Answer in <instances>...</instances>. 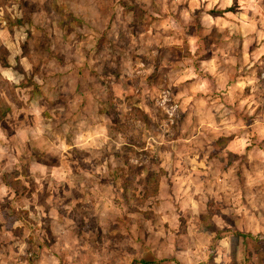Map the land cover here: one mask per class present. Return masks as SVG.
<instances>
[{"label": "rangeland", "instance_id": "obj_1", "mask_svg": "<svg viewBox=\"0 0 264 264\" xmlns=\"http://www.w3.org/2000/svg\"><path fill=\"white\" fill-rule=\"evenodd\" d=\"M0 264H264V0H0Z\"/></svg>", "mask_w": 264, "mask_h": 264}, {"label": "crops", "instance_id": "obj_2", "mask_svg": "<svg viewBox=\"0 0 264 264\" xmlns=\"http://www.w3.org/2000/svg\"><path fill=\"white\" fill-rule=\"evenodd\" d=\"M263 49V48H262ZM260 50V49H259ZM216 81V79H214ZM217 82H218V79H217Z\"/></svg>", "mask_w": 264, "mask_h": 264}]
</instances>
